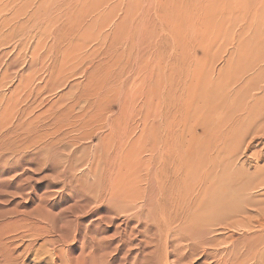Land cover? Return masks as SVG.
<instances>
[{
    "label": "rangeland",
    "instance_id": "1",
    "mask_svg": "<svg viewBox=\"0 0 264 264\" xmlns=\"http://www.w3.org/2000/svg\"><path fill=\"white\" fill-rule=\"evenodd\" d=\"M257 1L0 0V264H264V236L185 223L151 158Z\"/></svg>",
    "mask_w": 264,
    "mask_h": 264
},
{
    "label": "bare ground",
    "instance_id": "2",
    "mask_svg": "<svg viewBox=\"0 0 264 264\" xmlns=\"http://www.w3.org/2000/svg\"><path fill=\"white\" fill-rule=\"evenodd\" d=\"M259 2L262 4L260 0L256 4ZM260 11L261 8L255 10L257 18ZM238 37L237 46L225 52L227 60L221 58L218 63L219 58L213 56L217 62L208 65L200 79L193 78L181 89V102L188 106L177 123L179 129L171 132V160L167 159L169 145L164 142L163 147L152 151L156 154L152 153L151 158L157 157L156 161L153 159L154 180L160 172L164 175L171 171L175 175L171 183L169 179L164 183L170 186V204H180L182 211L185 209V223L202 228L230 225L244 230L252 242L264 236V200L253 199V193L264 190V31L261 22L247 43L240 39V34ZM167 72L164 69L163 73ZM173 88L171 83L167 84L165 95L172 90L178 94ZM232 141L236 147L229 150ZM252 146L254 159L248 157L236 162Z\"/></svg>",
    "mask_w": 264,
    "mask_h": 264
}]
</instances>
